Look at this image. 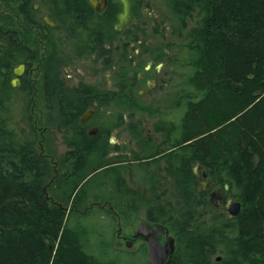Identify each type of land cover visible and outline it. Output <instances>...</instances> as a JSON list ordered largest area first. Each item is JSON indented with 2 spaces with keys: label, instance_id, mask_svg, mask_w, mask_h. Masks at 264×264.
<instances>
[{
  "label": "trees",
  "instance_id": "obj_1",
  "mask_svg": "<svg viewBox=\"0 0 264 264\" xmlns=\"http://www.w3.org/2000/svg\"><path fill=\"white\" fill-rule=\"evenodd\" d=\"M131 1L140 17L142 0ZM169 1L184 23L174 61L182 56L180 70L188 76L178 92L179 117L168 124L172 141L164 156L163 170L178 199L150 206L149 219L172 225L171 264H264V0ZM121 10L120 0H108L102 12L89 0H0V264H124L118 250L110 254L111 244H89L93 229L82 218L92 209L78 215L88 185L101 184L100 173L85 178L110 157L100 151L90 155L99 139L87 135L80 120L96 91H67L63 76L75 58L102 56L107 37L138 38L130 28H115ZM33 30L41 34L38 42ZM21 63L30 73L40 72L42 95L59 129L76 134L73 150L62 156L69 171L58 181L57 161L40 148L35 127L16 120L18 110L33 119L26 101L31 81L24 74L21 86L12 84ZM114 94L110 91V100ZM195 164L208 168L212 188H221L226 201L242 203L237 216L211 200L212 188H202ZM51 181L65 202L72 200L70 209L49 196Z\"/></svg>",
  "mask_w": 264,
  "mask_h": 264
},
{
  "label": "rangeland",
  "instance_id": "obj_2",
  "mask_svg": "<svg viewBox=\"0 0 264 264\" xmlns=\"http://www.w3.org/2000/svg\"><path fill=\"white\" fill-rule=\"evenodd\" d=\"M140 14V17H136L129 28L145 39L144 45L146 46L152 47L156 43H165V45L171 43L172 52L175 56L180 48L179 45L182 39L180 34L184 31V23L172 10L170 1L142 0ZM188 24H191V21H188ZM30 35L35 42H38L41 34L39 31L33 30L30 32ZM143 58L145 59L146 57L143 56ZM146 60L147 58L144 61ZM170 68L168 65L162 68L164 76L169 74ZM114 69L112 66H105L101 61L91 58L81 59L74 64L71 63L63 70L66 90L74 89L80 83L92 84L98 89L111 87L114 80L112 76ZM24 74L28 76L33 85L32 93L26 98L29 109L28 113L33 119L30 122V119L27 118L28 116L23 113L25 111L21 112L18 110L16 120L22 126L28 127V129L30 128L29 123H31L40 137V148L42 149L44 145L43 149L45 147V151L50 155L49 158L57 161L59 156L62 155L61 153L67 148L66 138L64 139V135L59 129L58 118L56 120L55 115L50 114L42 95L39 85L41 83L40 72L35 71L34 73H30L26 66ZM173 76L174 80L172 81L174 84L179 83L181 80L180 76ZM21 85L22 79L20 78V82L16 87ZM176 91L167 92L161 87L156 92L144 96L143 100L135 105V111L137 112L134 114H129V112L122 114L118 109L107 111L104 108H100V117L104 118V121L106 120L103 126L111 127L108 135L115 138V142L107 140L108 150H114L120 154L118 156L109 155L110 160L116 158L125 159L128 162L124 165H114L112 167L115 173L123 174H121L123 182L114 180L111 173L102 176V173L96 172L94 174L91 173L85 178L86 180L92 175H94V178H97L100 173L101 177L99 181L102 184L103 180V187L101 184L98 185L93 182L91 185H88L86 190L88 196L85 203L80 206L78 215L92 209V213L88 214V217L82 218L83 222L90 225L89 227L93 229L89 237V244L93 246H96L100 242H107L108 245L111 244L109 245L110 254L117 253L118 250L120 252L119 257L124 264L129 263L131 256H133V259H131L132 261L129 264H132L133 261L134 264H144L146 259L148 260V257L142 253L143 248L147 246L146 240L143 237L133 240L130 246L127 245V241L132 240V235L137 229L138 224L143 219H146L149 203L151 204L152 200L157 203L164 202L165 200L176 202L178 199L171 178L167 177L166 174L164 176L161 174L162 172L164 173L162 171L164 164L161 158L154 157L158 153L157 150L163 147L161 142L165 140V134H167L165 133V129L168 127V124L172 123V120L176 121L179 117L178 104L176 103L177 100H175L178 99ZM172 101L174 102L173 105H171ZM115 115L119 117L117 118L118 120H115L114 117L110 121L109 118ZM121 115L123 116V120L120 127H118L116 123L120 121ZM131 151H134L141 158V161L133 160ZM108 152L111 153V151ZM109 157L105 156L107 160ZM147 158L149 161H142V159ZM142 162L147 164H142ZM66 169L67 173L69 166L62 167L59 165L60 176L57 178V181ZM196 175L200 182L202 176L199 167ZM158 183L160 184L158 185ZM58 187L57 185L56 188L54 182L51 181L48 185L49 196L57 204H63L70 209L72 200L65 202L64 195ZM212 192H214V202L228 212L226 198L220 199L219 193L215 192L214 188L211 189L210 195ZM156 195H162L164 199H158L157 197L155 199ZM167 225L170 229L172 228L171 224ZM171 232L174 234L173 230ZM146 251L147 249L145 248Z\"/></svg>",
  "mask_w": 264,
  "mask_h": 264
},
{
  "label": "flooded vegetation",
  "instance_id": "obj_3",
  "mask_svg": "<svg viewBox=\"0 0 264 264\" xmlns=\"http://www.w3.org/2000/svg\"><path fill=\"white\" fill-rule=\"evenodd\" d=\"M132 14H133V4H132ZM134 19H135V16L131 22L126 24L122 29L120 30L117 29V30L122 31L126 28H129L130 25L134 22ZM134 34L137 35L138 38H136L135 36H125V35L114 36L112 38L107 37L104 40V44H103L104 53L102 54V56H98L96 52H93L90 55L83 54L82 57L75 58L72 62V64H74L75 62L81 59L91 58L94 60L101 61V63L104 64L105 66H112L113 68H115L112 74L114 80H113L111 87L108 86L106 89L104 88L98 89L94 85L88 84V83H80L79 85L74 87V92L76 93L79 92V89H80V92H83V91L90 90L89 88H91L92 90H95L97 94V97L93 98V102L90 105V107L80 117L81 123H84L86 134L91 137L97 136L99 139V142H97L96 145L94 144L95 150L91 152L90 155H92L94 152H97V151H101L99 153H101L103 156H108V157L109 155L111 156L120 155L119 153H116V151L114 150H108L107 140L109 142H115V140L112 141L111 140L112 136L108 135L110 133L109 127L103 126L106 120L104 121V118L102 119L100 117V113H101L100 108H104L107 111H109L111 107L117 108L118 110H120L119 108L135 107V105L139 104L140 101L143 100L144 96H147L150 93L156 92L161 87L164 88L167 92L177 90L176 97L178 98V92L182 90L184 86H186V83L188 82V76L186 74V71L184 72L183 70L182 71L180 70L182 56L179 58L177 57L176 61H174V58H173L174 53L172 52L171 43H168L167 45H165V43H160V44L156 43L158 47H156V45L149 47V46L144 45L145 39H143L141 35H139L137 32L136 33L134 32ZM161 50H164L165 54H163ZM143 56L147 58L146 61H144L146 58L144 59ZM160 63H162L161 67H159ZM175 63L177 64L176 68L174 67ZM166 65L170 66L171 68H170L169 74L164 76L162 73V68ZM142 66L143 68H141ZM182 67L183 69L186 70L185 66H182ZM174 69H175V72L173 73ZM135 73L137 75V78L134 77ZM173 75L180 76L181 80L179 81V83L174 84V82L172 81L174 80ZM83 87L85 88L82 89ZM110 91L113 93H116L113 95L114 97L111 100H110ZM135 91H137V94L134 93ZM175 100H177L176 101V103L178 104L177 108L182 107L183 101L178 100V99H175ZM173 104L174 102L172 101L171 105ZM89 111H91L90 114H89ZM121 112L123 114H126L124 111H121ZM178 112L180 113L181 110L179 109ZM117 118L119 117H116V119ZM121 124H122L121 121H118L116 123L118 127H120ZM166 132H168V127L165 129V133ZM61 133L64 135V139L66 138L65 142H66L67 148L63 153H61L62 155L59 156V158L57 159V167L59 165L64 166L63 161H62V156H64L65 154L73 150V147L70 145L71 137L72 136L76 137V134H73L72 132L67 133V132L62 131ZM171 141L172 140L169 138V134L168 133L167 135L165 134V140L164 142L163 141L161 142L163 147L159 148L157 150L158 153L154 156L155 158L157 157L161 158L164 164V166L162 167L163 169L166 166V159L164 158V156L170 151V149H167V146L171 143ZM108 151H111V153ZM92 157L93 156H91V158ZM142 161L147 162L149 161V159L148 158L142 159ZM70 162L72 161L70 160ZM127 162L125 161V159L115 158V159L110 160L109 163L105 164L104 166L100 168L96 167L92 172L93 174L96 172H100L102 173V176H105L107 173H111L113 175L114 180L118 182H123L124 180L121 176L122 173H115L113 169H109V168L113 167L114 165H117V166L124 165ZM195 166L199 167L201 170L202 166L195 164L193 166V171H194ZM106 168L107 170H105ZM118 169L120 170L119 167ZM163 169L162 171H164ZM58 172L59 171L57 169V174ZM197 172H198V168H197ZM116 174H117V177H116ZM161 174L162 176H164L166 173L164 171V173L162 172ZM200 174H201V171H200ZM202 180H207L208 183H210V185L209 184L207 185L206 187L207 189L213 186L209 179V170H208V176L207 177L202 176V178L200 179L201 186H202ZM162 181L164 182V180ZM159 184L160 183H158V185ZM101 185L103 187V180H102ZM218 196L220 199L222 200L224 199L223 192L222 194L219 193ZM156 197L158 199L160 198L164 199L162 195H156L154 198L156 199ZM211 200L214 201V192L211 193ZM151 202L152 203L151 204L149 203V206L147 208L146 219H143V220H147L149 223H158V222H154L149 219L148 210L150 206H152L153 204H158L160 202L157 203L153 200ZM140 224L141 222L138 224L137 229L134 231V233L138 230V227ZM161 224H164L167 227H169L165 223H161ZM170 233L172 234L171 229H170ZM133 235H132V240L127 241L128 246H130L133 243V240L136 239ZM172 235L174 236V234ZM144 248L147 249V257H148V243H147V246H145Z\"/></svg>",
  "mask_w": 264,
  "mask_h": 264
},
{
  "label": "water",
  "instance_id": "obj_4",
  "mask_svg": "<svg viewBox=\"0 0 264 264\" xmlns=\"http://www.w3.org/2000/svg\"><path fill=\"white\" fill-rule=\"evenodd\" d=\"M122 2V10L118 15V22L116 23V29H122L126 24L131 22L134 18L132 14V2L131 0H120ZM91 7H93L97 12H102L105 10L108 0H89ZM45 19L50 23L54 24L47 16ZM162 63L159 64L161 67ZM148 67V66H147ZM25 64L21 63L15 67L14 73L17 77L12 80L13 86H17L20 82L19 76L23 75L25 71ZM91 111H89V114ZM112 141L115 140L114 137L111 138ZM197 166L194 167V171L197 172ZM201 175L203 177L208 176V168L205 166L201 167ZM210 185L207 180H202V187L206 188ZM226 188L229 185L226 184ZM215 192L222 194L223 190L221 188H215ZM226 207L228 210V215L237 216L242 210V203L240 201L234 200L233 198H228L226 201ZM135 238L143 237L148 243V261L149 264H171L176 251V238L170 233L169 227L164 224L149 223L147 220L141 221L138 230L133 235ZM221 256L217 257L220 260ZM251 264V263H249Z\"/></svg>",
  "mask_w": 264,
  "mask_h": 264
},
{
  "label": "bare ground",
  "instance_id": "obj_5",
  "mask_svg": "<svg viewBox=\"0 0 264 264\" xmlns=\"http://www.w3.org/2000/svg\"><path fill=\"white\" fill-rule=\"evenodd\" d=\"M16 75V74H15ZM22 76V75H21ZM17 77V76H16ZM20 77V76H19ZM15 88H16V86H15ZM92 91V90H91ZM95 98V97H94Z\"/></svg>",
  "mask_w": 264,
  "mask_h": 264
}]
</instances>
